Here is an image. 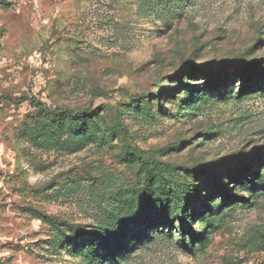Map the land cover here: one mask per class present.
<instances>
[{
	"label": "rangeland",
	"instance_id": "rangeland-1",
	"mask_svg": "<svg viewBox=\"0 0 264 264\" xmlns=\"http://www.w3.org/2000/svg\"><path fill=\"white\" fill-rule=\"evenodd\" d=\"M0 264H264V0H0Z\"/></svg>",
	"mask_w": 264,
	"mask_h": 264
},
{
	"label": "trees",
	"instance_id": "trees-1",
	"mask_svg": "<svg viewBox=\"0 0 264 264\" xmlns=\"http://www.w3.org/2000/svg\"><path fill=\"white\" fill-rule=\"evenodd\" d=\"M256 66V64H254ZM247 68H249V66L247 65ZM252 77L250 79H254L255 78V74L252 73L251 75ZM27 99H19L17 101L18 104H21L23 102H25ZM34 102V101H32ZM34 106L38 109H40L41 111L50 114L49 109L42 103L39 102H34ZM229 161L227 160L225 163H228ZM235 162H239V163H243V159H237ZM222 164V166H223ZM212 167V165H206L203 167L202 172H207L208 170H210V168ZM221 167V166H220ZM162 172H165L164 169H162ZM169 174V173H168ZM168 188L170 190V192L172 193L173 199H174V204H175V212H176V219L179 223V230H186V228H188V220L189 217H191V215L189 214L188 211V207H187V203L185 201V196H184V192L182 187L174 180V178L170 175H168ZM193 193H195L193 191ZM197 193V192H196ZM189 233L192 232L191 228H188L187 230Z\"/></svg>",
	"mask_w": 264,
	"mask_h": 264
}]
</instances>
